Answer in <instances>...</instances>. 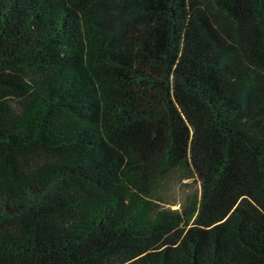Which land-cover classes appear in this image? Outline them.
Segmentation results:
<instances>
[{
	"label": "trees",
	"instance_id": "16d2710c",
	"mask_svg": "<svg viewBox=\"0 0 264 264\" xmlns=\"http://www.w3.org/2000/svg\"><path fill=\"white\" fill-rule=\"evenodd\" d=\"M0 264H264V0H0Z\"/></svg>",
	"mask_w": 264,
	"mask_h": 264
}]
</instances>
